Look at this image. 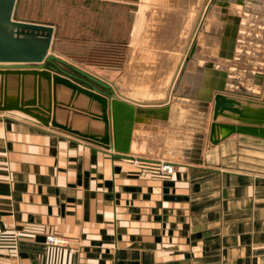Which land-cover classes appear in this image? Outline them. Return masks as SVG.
<instances>
[{"label": "crops", "instance_id": "obj_1", "mask_svg": "<svg viewBox=\"0 0 264 264\" xmlns=\"http://www.w3.org/2000/svg\"><path fill=\"white\" fill-rule=\"evenodd\" d=\"M247 1L228 6V15L250 24L240 22L230 60L223 55L230 21L211 0H77V11L97 19L78 23L84 34L108 46L107 59H78V66L114 72L112 92L133 105L159 107L170 95L186 104L171 103L167 120L141 115L126 155L0 112V264H264V138L235 132L211 143L210 102L201 163L191 162L208 63L229 72L241 48L255 51L256 61L264 51L256 40L264 34V0ZM229 80L228 73L225 89L243 97ZM164 162L171 174L161 171ZM15 231L21 236L13 245ZM48 234L64 237L75 253L34 239Z\"/></svg>", "mask_w": 264, "mask_h": 264}, {"label": "water", "instance_id": "obj_2", "mask_svg": "<svg viewBox=\"0 0 264 264\" xmlns=\"http://www.w3.org/2000/svg\"><path fill=\"white\" fill-rule=\"evenodd\" d=\"M15 3L16 0H0V112H20L42 126L63 131L103 149H112L120 155L128 153L132 125L142 122L141 115L167 120L168 100L154 108L133 105L111 91L115 90L111 81L70 65L91 82L80 83L75 80L77 76L58 68L56 62L63 64L65 61L52 52L53 26L16 18ZM214 3L223 14L220 19L230 21L226 31L227 52L223 55L232 60L242 17L227 14L230 0ZM235 3L243 4L242 0ZM193 53L194 48L186 58ZM211 61L207 65V73L211 75L205 84L207 91L197 95L201 122L200 131L196 132L191 144L193 163H201L202 127H205L210 102H213L211 143L217 144L235 132L264 138V92L260 100L246 91L240 93L243 97L230 94L233 90L225 89L228 72L213 68ZM262 74L258 73L255 79H263ZM34 239L44 241L43 236Z\"/></svg>", "mask_w": 264, "mask_h": 264}, {"label": "rangeland", "instance_id": "obj_3", "mask_svg": "<svg viewBox=\"0 0 264 264\" xmlns=\"http://www.w3.org/2000/svg\"><path fill=\"white\" fill-rule=\"evenodd\" d=\"M257 2L258 1L255 0V3ZM76 3L77 0H16L14 7V12H16V15L18 18H21V20H30V22L41 21L53 26L55 33L53 34L54 42L52 52L65 61L63 64L56 62V65L66 72H70L67 65H74L82 69V67L78 66L76 63L78 59L88 61H101L107 59L108 46L99 43V40L95 38L91 39L90 34H84L86 29H83L82 26L78 24L80 21L87 20L94 23L97 19L93 18L92 13L86 16V13L77 11ZM249 3H254V1ZM102 15L107 16V13L105 12ZM242 21L245 22V25H250L246 18H242ZM260 34L256 37L257 44H259L258 47L264 49V34H261V36ZM242 42L241 47L245 44L244 40ZM252 52L248 49L244 51L243 48H241V59L232 61L233 63L229 64L228 73L231 77L230 80H232L235 86H238L243 91L245 89H251V94L257 95L258 98H260L263 97L264 92V51L260 52L261 55L258 61H256L257 59L255 60V57L251 54ZM184 61V59L180 61L179 65L184 63ZM224 62L228 64L231 61L226 60ZM236 62L239 63L240 67L237 68H241V71L236 70L234 66ZM218 63L220 65L219 61L214 60L215 65ZM82 70L87 71V69L84 68ZM87 72L91 73L92 71L88 70ZM99 72L102 76L96 75V73L93 72L91 74L106 81H111V76H114V72L108 70H100ZM177 72H179V66L176 70V73ZM258 73H263V79H255ZM235 75H237V77ZM236 81L241 85L239 83V85H236ZM117 86L119 87L118 84ZM204 128L205 127H202V131H204Z\"/></svg>", "mask_w": 264, "mask_h": 264}, {"label": "bare ground", "instance_id": "obj_4", "mask_svg": "<svg viewBox=\"0 0 264 264\" xmlns=\"http://www.w3.org/2000/svg\"><path fill=\"white\" fill-rule=\"evenodd\" d=\"M209 1V0H208ZM214 1H217V0H211V3L212 4H215L214 3ZM230 1H233V0H230ZM246 1L247 0H242V3L244 4V3H246ZM247 2H250V1H247ZM230 3H235L234 1L233 2H230ZM208 5V4H207ZM237 5H239V4H237ZM206 6V5H205ZM210 11V10H209ZM204 13H206V11L204 12ZM209 13L210 12H208L207 13V15L206 16H209ZM199 14V13H198ZM215 15V14H214ZM200 16H201V14H200ZM200 17H198V19H199ZM197 19V20H198ZM215 19V18H214ZM241 22H242V20H241ZM202 25L200 26V25H198L199 27H197L198 28V32H200L201 33V30H203L204 28V25H205V23H201ZM196 28V27H195ZM148 32V31H147ZM200 33H199V36H200ZM196 34V33H195ZM199 36H197L196 35V40H197V42L199 43V41H200V37ZM191 37V36H190ZM193 38V37H192ZM189 39H191V38H189ZM193 41V40H192ZM195 41V40H194ZM191 47V46H190ZM188 52V51H187ZM195 52L196 51H194V53L193 54H195ZM189 53V52H188ZM196 55H198V54H196ZM194 55H192V57H193ZM192 57H191V59H192ZM198 58V57H197ZM196 60V59H195ZM227 61H230V60H227ZM151 63V62H150ZM153 63V62H152ZM182 63V62H181ZM186 63H190L191 64V61H190V59L188 60H186L185 59V61H184V63H182V64H180L179 65V72H177V75H175V77L174 78H176L177 79V83H178V81H179V79L180 78H185V75H184V73L182 72L183 71V69L186 67ZM154 65V64H153ZM215 66H220L219 64H217V65H215ZM189 72V71H188ZM194 72V71H193ZM187 77H189V76H187ZM191 78V77H190ZM229 78L231 79V77H230V75H229ZM231 81V82H230ZM181 82V81H180ZM229 82V84L232 86V80H229L228 81ZM182 83V82H181ZM187 84V83H186ZM180 85H182V84H180ZM191 85V84H190ZM114 86H115V84H114ZM192 86H194V85H192ZM229 86V85H228ZM233 87H237L238 88V86H235L234 84H233ZM116 88V87H115ZM177 88H178V86H177ZM184 89V88H183ZM116 90V89H115ZM255 90V89H254ZM180 91V90H179ZM184 91V90H183ZM196 91V90H195ZM172 92V91H171ZM194 92V91H193ZM198 92V91H197ZM196 92V93H197ZM195 93V92H194ZM174 94V93H173ZM192 96V95H191ZM167 97V96H166ZM187 98H188V96H187ZM167 100H168V102H169V104H171L172 103V105L174 106V105H177V106H179V103H183V105H185L186 103V101H184L183 100V102H181L178 98H176V97H174V96H169V97H167ZM170 100V101H169ZM182 108V110H183V112L185 113V108H184V106H182L181 107ZM188 110V109H187ZM200 119L201 118H199V120H198V123L197 122H195L194 121V124H195V126L197 127V128H200ZM226 131L223 129L222 130V133H225ZM191 135H188L187 137H186V139H185V143L187 144V145H190L191 144V141H192V139H190L189 137H190ZM193 142V141H192Z\"/></svg>", "mask_w": 264, "mask_h": 264}, {"label": "built area", "instance_id": "obj_5", "mask_svg": "<svg viewBox=\"0 0 264 264\" xmlns=\"http://www.w3.org/2000/svg\"><path fill=\"white\" fill-rule=\"evenodd\" d=\"M161 171L163 173H166V174H171L173 172V167L170 163L164 162L161 166ZM20 236H21L20 231H15L12 235L11 243L13 245H16L19 242ZM43 244L51 245V246L64 247V248H66L67 254H69L71 256L75 253V248L70 246L64 237H61L58 235H54V234L45 235ZM64 262L66 264H72V258L67 259Z\"/></svg>", "mask_w": 264, "mask_h": 264}, {"label": "trees", "instance_id": "obj_6", "mask_svg": "<svg viewBox=\"0 0 264 264\" xmlns=\"http://www.w3.org/2000/svg\"><path fill=\"white\" fill-rule=\"evenodd\" d=\"M14 15H15V17L16 18H18V16L16 15V12H14ZM18 19H20L21 20V18H18ZM30 21V20H29ZM36 22V21H35ZM39 23H42V24H45L46 22H41V21H38ZM55 33V32H54ZM79 62V61H78ZM79 64L80 65H83L81 62H79ZM88 64H91V63H88ZM67 68L69 69V73H71L72 75H74V76H77V78L78 79H80V80H83V81H87V82H89V83H91L90 81H88V80H86L82 75H80L78 72H76V71H74L72 68H71V66L70 65H67Z\"/></svg>", "mask_w": 264, "mask_h": 264}]
</instances>
